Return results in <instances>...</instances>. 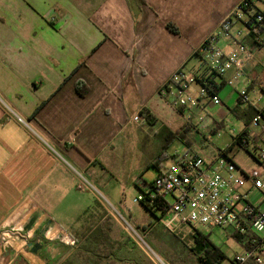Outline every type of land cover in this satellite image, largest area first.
<instances>
[{
	"label": "crops",
	"instance_id": "crops-1",
	"mask_svg": "<svg viewBox=\"0 0 264 264\" xmlns=\"http://www.w3.org/2000/svg\"><path fill=\"white\" fill-rule=\"evenodd\" d=\"M260 1L256 9L264 12ZM239 2L0 0V264H134L146 258L94 193L77 190L71 167L125 210L122 188L105 189L106 180L117 169L123 175V157L135 142L145 144V166L157 167L169 157L174 134L203 109H228L244 128L263 113L264 43L246 27L248 19L235 21L231 38L220 40L226 53L240 44L250 51L242 55L244 76L234 85L228 81L235 70L219 77L196 54ZM180 67L212 75L221 104L203 99L198 108H177L162 99L158 89ZM79 85L87 95L78 93ZM241 89L249 103L239 97ZM137 114L143 123L134 120ZM217 125L225 127L208 116L197 128L201 134ZM148 128L156 129L152 138ZM199 133L192 137L190 130L187 138L202 152L207 148L198 146ZM231 154L246 171L264 173L245 149L236 146ZM142 170L134 168L130 180L140 192L148 187L138 184ZM247 189L251 203L264 208L251 181ZM142 211L136 229L149 235L154 215ZM219 232L240 244L238 254L247 248ZM3 233L17 238L5 244Z\"/></svg>",
	"mask_w": 264,
	"mask_h": 264
},
{
	"label": "built area",
	"instance_id": "built-area-1",
	"mask_svg": "<svg viewBox=\"0 0 264 264\" xmlns=\"http://www.w3.org/2000/svg\"><path fill=\"white\" fill-rule=\"evenodd\" d=\"M257 1L240 0L232 13L197 50L210 73L225 77L229 71L235 70V76L228 81L229 85H234L238 78L244 76L242 55L250 56V51L248 47L240 44L237 49L226 53L220 46V40L231 38L235 21L254 17L257 40L264 43V12L256 9ZM195 86L198 87L197 91ZM213 88L214 80L209 74L198 75L180 67L158 89L157 94L177 108H198L203 99L220 105L221 99L213 92ZM239 97L244 103L250 101L247 89H241ZM140 117L142 116L138 114L134 120L139 122ZM185 123L190 124L189 121ZM195 130L199 133L198 128ZM243 131L247 133L249 140L257 137L258 131L264 133V114L258 113ZM219 134L220 132L214 135L211 131L203 134V147L207 148L213 137ZM258 152V162L264 169V146L258 145ZM171 159L172 163L168 167L163 165L162 159L158 161V176L152 186L144 189L135 202L156 206L163 215V219H158L159 223L170 232L189 225L200 231L220 230L227 238L236 239V235H243L249 245L242 254L234 258L233 263L264 264V208H258L251 203L247 189V184L251 181L253 189L264 197V173L246 171L237 163L234 155L227 153L226 148H216L207 156L193 145L184 152L176 150ZM71 168L77 177V190L94 193L105 205L108 214L119 223L152 264H171L145 241L125 215L83 173ZM5 234L3 233L5 244L10 243L9 236L17 238L14 233ZM70 243L73 244L74 241Z\"/></svg>",
	"mask_w": 264,
	"mask_h": 264
},
{
	"label": "rangeland",
	"instance_id": "rangeland-1",
	"mask_svg": "<svg viewBox=\"0 0 264 264\" xmlns=\"http://www.w3.org/2000/svg\"><path fill=\"white\" fill-rule=\"evenodd\" d=\"M264 1V0H262ZM264 3L261 1L258 2V5H260L261 8H264ZM199 61V60H198ZM188 67V71H189ZM194 88H197L196 86ZM138 115V114H137ZM212 116L217 119H220L222 122H224L225 127H223L219 132L220 134L218 136H214L211 143L208 144L207 149L203 150L202 153L204 155H207L208 151H214L216 148L223 149L224 147L231 146L233 143V137L236 136L238 133L242 132L244 125L242 122H240L238 119H236L228 109H203L201 112H199L195 117L187 118L191 127L192 137L194 135H197L198 132L195 130L197 126L201 127L200 125H205L207 122V117ZM140 122L143 123L144 119L143 117H140ZM184 125H187L184 123ZM189 125V124H188ZM156 129L148 128V132L150 134V137L152 138L153 132H155ZM131 132V131H129ZM202 133L200 135L206 134ZM129 138H135V135L133 133H128ZM256 139L254 137L252 140ZM259 144L260 146H264V133L259 135ZM198 143V146H200L201 141H196ZM132 151L129 152L127 155L123 157L122 161V168L125 170L123 175L119 169L111 171L110 174H108V178L106 180V187L105 189L108 190H116L119 188H122L123 191V199L124 202H126L125 210L117 208L113 201L111 199H108L109 202L115 206L121 213L125 215V217L132 223V225L136 227V220L138 217V213H143V206L141 202H135V199L138 198L139 195H141L142 192L139 191L137 186L133 184L132 181V174L133 169H143L141 173H139V176H141L142 180L146 183H153L156 177L158 176L159 170L154 164H149L148 166H145L146 160H145V152H143L144 149H146L144 142L138 141L135 142L132 146ZM253 147V146H252ZM187 149V146L185 143H183L180 139L174 138L172 143L169 145V147L166 148V151L168 152L169 157L163 160V165L168 167L172 163L171 155L178 150L180 152H184ZM152 151V150H151ZM98 169V168H97ZM100 170V169H98ZM119 170V172H118ZM118 172V173H116ZM121 176V177H120ZM96 188L99 190V192L102 195H105L106 198L108 197L105 192L102 190V186H98L96 183ZM104 188V187H103ZM147 188V187H146ZM111 198V197H110ZM172 203V202H171ZM132 212L133 219L129 218V212ZM144 214V213H143ZM149 217L152 221V223L155 225V228L152 230L149 235L145 234L142 229H139L138 231L145 239L147 243L150 244V246L164 259H166L169 263L173 264L172 261H181L183 264H199L197 262V259L195 255L190 251V247L194 245V238H193V229L189 225H183L179 229H177L175 232L168 231L162 223L158 221V219H163V215L160 211H156V214L152 216L149 214ZM166 230H165V229ZM203 233L208 234L211 241L216 244L217 246L221 247L224 251L227 258L219 263V264H234V258L237 256L239 252H241L242 248L238 242H236L234 239L231 240H224L220 236L219 230H213V231H203ZM242 254V253H240ZM146 260L151 264V261L146 257Z\"/></svg>",
	"mask_w": 264,
	"mask_h": 264
},
{
	"label": "trees",
	"instance_id": "trees-1",
	"mask_svg": "<svg viewBox=\"0 0 264 264\" xmlns=\"http://www.w3.org/2000/svg\"><path fill=\"white\" fill-rule=\"evenodd\" d=\"M255 18L254 17H249L248 21L246 22V27L254 32V26H256V23L254 22ZM169 28L171 29L172 32L178 34L179 30L176 26H174L173 24H169L168 25ZM257 41V40H256ZM198 54V53H196ZM212 78V75H210ZM216 85L215 81H214V86ZM78 93L81 96H85L88 93V89L85 88V86L83 85H79L78 88ZM214 90V88H213ZM214 92V91H213ZM39 111V109L35 112V114H37V112ZM264 114V112H263ZM141 115L146 116L147 119H150L151 116L148 115L146 113L145 110L142 111ZM249 125V123H248ZM223 128V125H217L215 126L211 132L216 135L221 129ZM191 130V125H186V128L183 127L182 131H180L177 134H174V138H178L180 139L183 143H185V145L187 147H192L193 143L187 138L188 133ZM259 137H257L254 140H249L247 139V133L245 131L242 132V134L233 137V143L231 146H229L228 148H226L227 153H231L232 150L238 146L240 148L245 149L246 151H248L257 161L260 160V154L258 152V144H259ZM252 142L254 143L253 147H252ZM165 158V157H164ZM164 158L162 157L161 159L164 160ZM166 159V158H165ZM141 179V178H140ZM139 185H146L148 187L152 186V183H146L143 180H140V183H138ZM146 209H148L153 215L156 214V211H158V208H156V206H150L144 202L141 203ZM193 229V238H194V245L192 247H190V251L193 253V255H195L197 262L199 264H219L221 262H223L227 256L225 255L224 251L222 250L221 247L217 246L216 244H214L209 235L203 233L202 231L192 228ZM236 239L244 244L245 246H248V242L247 240H245V236L243 235H236ZM129 241L131 242V244L134 245V248L137 249L139 252L143 253L138 247L137 245L131 241V239H129ZM145 256V255H144ZM139 259V258H138ZM143 260L145 262L146 258L143 257ZM142 259H140L139 261L137 260H132V262L134 264H144ZM173 264H183L181 261H172ZM248 264H254L252 262H249Z\"/></svg>",
	"mask_w": 264,
	"mask_h": 264
},
{
	"label": "water",
	"instance_id": "water-1",
	"mask_svg": "<svg viewBox=\"0 0 264 264\" xmlns=\"http://www.w3.org/2000/svg\"><path fill=\"white\" fill-rule=\"evenodd\" d=\"M30 245H32V244H30Z\"/></svg>",
	"mask_w": 264,
	"mask_h": 264
}]
</instances>
